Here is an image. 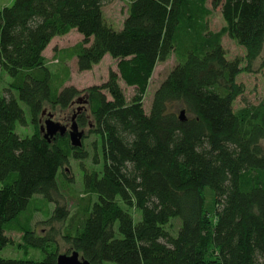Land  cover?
<instances>
[{
	"label": "trees",
	"instance_id": "trees-1",
	"mask_svg": "<svg viewBox=\"0 0 264 264\" xmlns=\"http://www.w3.org/2000/svg\"><path fill=\"white\" fill-rule=\"evenodd\" d=\"M208 1L221 8L224 32L246 50L244 59H230L221 34L207 29ZM108 2L14 0L0 8V70L10 78L0 89V253L10 230L44 253L40 260L0 254V264H57L54 234L37 235L22 220L37 195L55 203L48 222L63 223L62 238L91 264H264V99L235 107L245 92L237 77L264 53V0H129L117 29L105 19ZM73 28L82 41L55 49L61 67L51 70L44 51ZM178 49L184 61L147 113L157 63ZM107 54L117 67L108 81L67 85L68 61L86 72ZM121 81L136 88L130 101ZM13 91L29 107L30 136L16 132L26 116ZM82 94L89 113L76 121L89 127L85 138L97 136L93 164L101 171L84 166V144L58 134L49 142L41 132L47 107L66 111ZM71 158L81 161L85 193L73 214L61 190Z\"/></svg>",
	"mask_w": 264,
	"mask_h": 264
},
{
	"label": "rangeland",
	"instance_id": "rangeland-1",
	"mask_svg": "<svg viewBox=\"0 0 264 264\" xmlns=\"http://www.w3.org/2000/svg\"><path fill=\"white\" fill-rule=\"evenodd\" d=\"M129 0H110L106 3L103 12L105 19L108 23H111L115 29L123 27V21L127 16V7ZM14 0H0V8L12 5ZM207 8H209L210 13L205 15L204 19L207 22V29L213 33H220L223 47L227 51V55L230 59L242 58L244 59L246 55V50L237 43L235 39H232L226 32H224L225 21L221 15V8H213L211 2L208 1ZM183 43L185 36H182ZM83 36L73 28L69 33L63 36H57L52 40V43L48 47L49 49L46 52V57L50 65L51 70H57L61 67V64H58L60 60L55 58V49L60 50L65 47L73 46L74 44L82 41ZM182 49V48H181ZM181 49L174 51L172 56L162 62L157 63V67L153 73L152 80L149 84L148 91L145 95L144 100V109L147 113L150 112V107L153 102V95L155 91L159 88V85L163 80L168 76L167 74L177 65L178 62L184 61V55H180ZM246 63L244 62L243 65ZM68 67L71 69V76L67 85H73L79 90L87 89V87L92 85H101L104 82L108 81L109 71L112 69L117 71L116 61L109 54L97 65L93 67L92 70H86V72H81L77 68L76 59L68 61ZM10 78L6 72L0 70V89L2 94L5 92V89L9 88ZM237 83H242L245 86L244 95L237 99L235 102L236 109H239L246 105H258L264 99V53L260 59L254 63L253 68L250 71H242V73L237 77ZM122 88L125 91L126 98L130 101L131 97L134 95L136 88L127 87L123 81L120 82ZM13 93H16L13 91ZM18 98V95L16 93ZM78 98H86L85 94H82ZM77 98V99H78ZM76 99V100H77ZM19 104L24 109V115L26 116L25 124H17L16 132L19 136H30L34 133V126L31 123V114L29 107L23 101H20L18 98ZM82 104L77 103L74 108L66 109V111L61 110L60 108L51 109L47 107L46 112L54 114L55 120L61 122L64 125L70 126L71 119L75 114L74 110L77 106ZM86 112L89 113L88 105H84ZM42 124V123H41ZM85 130V134L88 133L89 127L81 128ZM85 138V137H84ZM83 138V144L85 145L87 151L90 153V158L85 160L84 166L88 169H96L101 171L102 166L100 164H93V146L92 142L97 139L96 135L90 134L88 138ZM66 171V176L64 182H67V186L61 185L63 201L66 204L69 212L71 214L75 213V210L79 206V199L81 196H85L84 193V169L81 167V161H77L73 158L70 159L68 164L64 167ZM66 180V181H65ZM61 183V182H60ZM2 183L0 182V187ZM207 208L213 214L215 211L214 205V194L212 190L207 188ZM55 208V203L45 200L42 196L37 195L32 201L28 209L26 210L25 215L22 217V220L25 224L29 225L36 230L37 235H52L54 234L57 243L59 245V251L61 253L71 254L73 248L70 244H67L62 238L61 233L63 232V223L58 224L55 222H48L49 214ZM174 230H177L179 222L174 221ZM62 226V227H61ZM59 232V234H58ZM6 234L10 237L11 241L7 243L5 248L1 251V256L3 258H12V259H35L40 260L44 258V253L41 248H36L30 246L24 240V236L18 230L7 231Z\"/></svg>",
	"mask_w": 264,
	"mask_h": 264
},
{
	"label": "water",
	"instance_id": "water-1",
	"mask_svg": "<svg viewBox=\"0 0 264 264\" xmlns=\"http://www.w3.org/2000/svg\"><path fill=\"white\" fill-rule=\"evenodd\" d=\"M80 104L88 105L87 98H78L76 100ZM81 105L77 108L76 113L71 119V125H64L61 122L54 119V114L48 113V117L41 124V132L43 136L50 142L56 138L57 134L60 136L69 135L71 145L74 147H83V138L86 135L85 130L81 129L79 123L76 121L78 113L83 110ZM46 111L42 113L44 115ZM179 118L182 121H186L185 111L180 112ZM57 264H91L84 256L80 255L77 250H73L71 254L61 253L58 255Z\"/></svg>",
	"mask_w": 264,
	"mask_h": 264
},
{
	"label": "flooded vegetation",
	"instance_id": "flooded-vegetation-1",
	"mask_svg": "<svg viewBox=\"0 0 264 264\" xmlns=\"http://www.w3.org/2000/svg\"><path fill=\"white\" fill-rule=\"evenodd\" d=\"M77 101L75 102V103H73V105H72V107L71 108H74L76 105H77ZM80 104V103H79ZM82 105H84V104H82ZM80 106V105H79ZM79 106H77V108L79 107ZM77 108H75V110H74V112L76 113V111H77ZM86 109H85V106H83V110H81V111H85ZM80 111V112H81ZM48 117V112H45L44 113V115H43V117H42V119H41V123H43L44 122V120L46 119ZM54 118H55V116H54ZM68 125V124H67Z\"/></svg>",
	"mask_w": 264,
	"mask_h": 264
},
{
	"label": "crops",
	"instance_id": "crops-1",
	"mask_svg": "<svg viewBox=\"0 0 264 264\" xmlns=\"http://www.w3.org/2000/svg\"><path fill=\"white\" fill-rule=\"evenodd\" d=\"M121 28H122V27H121ZM82 39H83V38H82ZM51 43H52V42H51ZM49 46H50V45H49ZM49 46H48V47H49ZM48 47H47V49L44 51V55H45V57H46V52H47V50L49 49ZM46 58H47V57H46ZM75 59H76V58H75ZM76 61H77V60H76Z\"/></svg>",
	"mask_w": 264,
	"mask_h": 264
}]
</instances>
